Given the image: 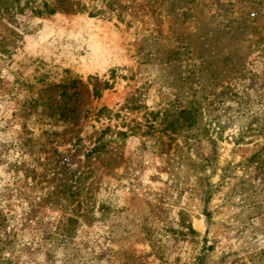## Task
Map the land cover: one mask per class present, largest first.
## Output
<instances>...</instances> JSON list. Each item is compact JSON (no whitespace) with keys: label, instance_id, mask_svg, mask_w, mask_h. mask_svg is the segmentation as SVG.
<instances>
[{"label":"rangeland","instance_id":"1","mask_svg":"<svg viewBox=\"0 0 264 264\" xmlns=\"http://www.w3.org/2000/svg\"><path fill=\"white\" fill-rule=\"evenodd\" d=\"M262 148L264 0H0V264H264Z\"/></svg>","mask_w":264,"mask_h":264},{"label":"trees","instance_id":"2","mask_svg":"<svg viewBox=\"0 0 264 264\" xmlns=\"http://www.w3.org/2000/svg\"><path fill=\"white\" fill-rule=\"evenodd\" d=\"M45 10L49 13V14H54L55 13V9L54 8H50V6L48 4L44 5ZM38 14H42V11H39ZM109 87H105V89H108ZM264 157V148H262V150L258 153H256L254 156H252L251 159H249L250 164L253 165H261L262 164V158Z\"/></svg>","mask_w":264,"mask_h":264}]
</instances>
